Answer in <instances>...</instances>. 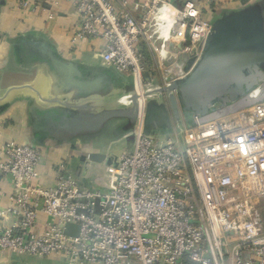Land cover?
Returning <instances> with one entry per match:
<instances>
[{
    "label": "built area",
    "instance_id": "built-area-1",
    "mask_svg": "<svg viewBox=\"0 0 264 264\" xmlns=\"http://www.w3.org/2000/svg\"><path fill=\"white\" fill-rule=\"evenodd\" d=\"M40 1L47 10L39 0L16 6L43 8L53 20L69 3L76 16L71 47L99 40L102 65L133 78L134 143L96 188L82 186L65 163L52 167L54 184L44 187L42 151L5 143L0 175L11 179L12 192L0 220L12 222L0 226V252L62 256L67 264H264V84L247 95L248 104L174 128V138L143 132V93L156 80L143 47L159 57L161 84L184 77L210 30L201 10L191 1L181 9L168 0ZM220 1L203 3L217 9ZM65 224L77 225L78 236H66Z\"/></svg>",
    "mask_w": 264,
    "mask_h": 264
},
{
    "label": "water",
    "instance_id": "water-1",
    "mask_svg": "<svg viewBox=\"0 0 264 264\" xmlns=\"http://www.w3.org/2000/svg\"><path fill=\"white\" fill-rule=\"evenodd\" d=\"M28 35L17 38V56L44 67L53 89L71 102L60 103V108L47 112L49 125L41 127L45 117L34 113L36 128H49L51 133L55 128L66 130L64 138L68 140L84 132L99 133L109 122L120 120L119 133L133 141L139 101L133 78L120 94L108 73H88L80 64L59 55L49 40ZM186 70L182 78L164 84L155 80L145 88L144 134L158 136L174 128H190L196 118L209 121L220 109L248 104L247 95L264 84V0L234 10H219L210 22L198 57L187 63ZM144 79L149 81L148 75ZM104 158L102 153H89L81 155L80 161L100 164ZM62 229L66 236H78L77 225L65 224Z\"/></svg>",
    "mask_w": 264,
    "mask_h": 264
},
{
    "label": "crops",
    "instance_id": "crops-1",
    "mask_svg": "<svg viewBox=\"0 0 264 264\" xmlns=\"http://www.w3.org/2000/svg\"><path fill=\"white\" fill-rule=\"evenodd\" d=\"M127 1L132 2V0ZM168 1L179 9L185 2L191 1L201 10L203 19L211 22L218 15L219 10H234L261 0H222L217 9H209L204 5L203 0ZM39 2L47 10V5L43 4V1L39 0ZM72 8L69 3H63L60 12L56 14L57 17L49 20L48 12L44 13L43 8L36 13H26L17 9L16 0H0V149L5 143L11 141L19 145L39 146L42 151L39 183L44 187L54 184L52 167L65 163L68 169L79 178L82 186L96 188L95 180L101 179L106 183L105 171L115 168L118 158L132 150L134 140H126L127 134L119 133L120 120L109 122L99 133L84 132L68 140L64 138L66 130L56 131L55 128L51 133L49 128L37 129L35 125L37 113L45 117L42 118L41 127L43 124L49 125L46 121L47 112L60 108V103L71 102L69 97L53 89L44 67L33 65L25 56H17V38L28 34L31 36L32 33L34 36L49 40L59 55L80 64L84 71L95 75L108 73L114 86L119 87L120 94H123L130 86L132 77L105 69L97 57L102 50L101 41H84L71 47L70 32L74 28L76 19ZM143 52L146 69H152L156 81L161 84L163 77L159 71V57L156 51L144 46ZM147 75L148 72H144V77ZM51 118L61 121L60 124L63 123L55 116ZM174 136V129L171 133L158 135L163 140L174 138ZM89 153H102L105 158L100 164L80 161L81 155ZM11 192V179L0 175V212L5 211L9 206ZM44 219L41 216V220L44 221ZM11 222V219L0 220V226L2 224L9 226ZM0 264L67 263L62 256L38 258L0 252Z\"/></svg>",
    "mask_w": 264,
    "mask_h": 264
},
{
    "label": "rangeland",
    "instance_id": "rangeland-1",
    "mask_svg": "<svg viewBox=\"0 0 264 264\" xmlns=\"http://www.w3.org/2000/svg\"><path fill=\"white\" fill-rule=\"evenodd\" d=\"M101 180V179H100Z\"/></svg>",
    "mask_w": 264,
    "mask_h": 264
}]
</instances>
